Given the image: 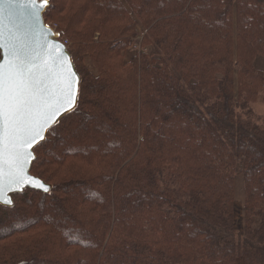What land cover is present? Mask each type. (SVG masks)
Here are the masks:
<instances>
[{
	"label": "trees",
	"instance_id": "trees-1",
	"mask_svg": "<svg viewBox=\"0 0 264 264\" xmlns=\"http://www.w3.org/2000/svg\"><path fill=\"white\" fill-rule=\"evenodd\" d=\"M43 17L73 42L78 104L34 150L51 192L0 205V264H264V0H50Z\"/></svg>",
	"mask_w": 264,
	"mask_h": 264
},
{
	"label": "snow or ice",
	"instance_id": "snow-or-ice-1",
	"mask_svg": "<svg viewBox=\"0 0 264 264\" xmlns=\"http://www.w3.org/2000/svg\"><path fill=\"white\" fill-rule=\"evenodd\" d=\"M9 9L24 7L31 9V15H36L35 0H0ZM47 4V0H44ZM3 20L0 17V36L3 32ZM4 45L0 44V48ZM12 59L6 65H0V194L3 192L2 162L7 159L9 168L14 170V182L17 184L35 183V186L48 191L38 182L30 180L24 175L23 163L27 162L23 151L31 147L45 126L53 121L60 108H71L76 99L74 74L66 72L60 63V72L56 73L54 82L60 84V92L55 102L49 96L55 91L46 77L51 76V70L34 71L35 65H30L21 59L15 48L10 50ZM63 101V103H61ZM57 104L59 107H57ZM0 203L11 205L10 200L3 199Z\"/></svg>",
	"mask_w": 264,
	"mask_h": 264
},
{
	"label": "water",
	"instance_id": "water-1",
	"mask_svg": "<svg viewBox=\"0 0 264 264\" xmlns=\"http://www.w3.org/2000/svg\"><path fill=\"white\" fill-rule=\"evenodd\" d=\"M35 3L37 5L35 16L31 15L32 10L29 8L17 7L9 9L7 5L0 4V17H2L3 20V32L2 36H0V44L4 45L0 48V65H6L7 62L12 59L10 50L15 48L21 59L30 65L36 66L34 71L39 72L40 70H43L47 73L50 69L52 75L46 77V83H49L55 90L49 96V99L52 102L57 100L60 92V84L54 82L56 73L61 71L59 65L60 63H63L65 66L70 65V67L65 68V71L74 74L73 79L76 81V99L71 108H60V110L56 112L53 121L49 122L41 131V136L43 137L42 139L37 137L31 147L23 149L27 158V162L23 163L24 175L34 182L42 183L48 191H44L43 189L35 186V183H15L14 170L9 168L7 159H5L2 162L3 192L0 195H2L3 199L10 200L12 203L11 205L0 203L3 207H11L13 205L11 196L21 194L27 189L38 191L46 195L51 192L50 185L30 174L32 164L36 158L34 150L45 141L49 131L52 130L62 118L72 113L77 108L78 104L80 85L79 74L73 64L67 48L58 41L59 35L55 33L51 27L46 25L43 17L46 9L49 7V0H47V4H44V0H35ZM61 103H63V101H61ZM57 107H59L58 104Z\"/></svg>",
	"mask_w": 264,
	"mask_h": 264
},
{
	"label": "rangeland",
	"instance_id": "rangeland-1",
	"mask_svg": "<svg viewBox=\"0 0 264 264\" xmlns=\"http://www.w3.org/2000/svg\"><path fill=\"white\" fill-rule=\"evenodd\" d=\"M41 1V0H39ZM49 6H50V0H49ZM48 9V8H47ZM46 9V10H47ZM52 20V19H51ZM50 24H48L49 27H51L58 35H59V38H58V41L59 42H62L68 52L70 49L73 50V42L69 41L65 36L61 35V33L59 32V26L58 24L56 23V20L55 21H50L49 22ZM47 25V24H46ZM142 33V29L141 27L138 28V37L139 35ZM138 39V38H137ZM258 57H261V58H257L255 59L254 61V64L253 66L256 68L259 64L260 66L263 67V69H259V66L257 67L258 69L256 70H259L263 73L264 75V57L263 56H258ZM83 63L86 67L91 68V65H90V61L87 57L85 58H81L80 59V63ZM259 63V64H258ZM263 95L261 94L259 97H258V100H256L253 104H252V110L254 112L255 115L257 116H264V103H263ZM238 181H239V184H238ZM237 184H238V189L236 188V193H237V197H236V220H235V227L237 229V231H239L240 233L243 234V230H244V212H243V187H242V178L241 176H238L237 180H236ZM237 184H236V187H237ZM259 226V221L256 220L255 221V224H254V227H258Z\"/></svg>",
	"mask_w": 264,
	"mask_h": 264
},
{
	"label": "crops",
	"instance_id": "crops-1",
	"mask_svg": "<svg viewBox=\"0 0 264 264\" xmlns=\"http://www.w3.org/2000/svg\"><path fill=\"white\" fill-rule=\"evenodd\" d=\"M257 58H261V57H256V59H257ZM258 64H259V63H258ZM258 66H259V69H263V67L260 66V64H259ZM258 66H257V67H258Z\"/></svg>",
	"mask_w": 264,
	"mask_h": 264
}]
</instances>
